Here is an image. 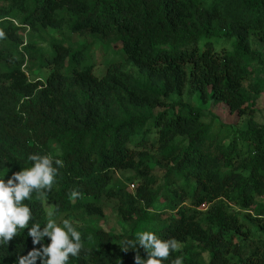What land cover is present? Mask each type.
Listing matches in <instances>:
<instances>
[{
	"label": "trees",
	"instance_id": "1",
	"mask_svg": "<svg viewBox=\"0 0 264 264\" xmlns=\"http://www.w3.org/2000/svg\"><path fill=\"white\" fill-rule=\"evenodd\" d=\"M25 27L88 36L112 58L98 76L92 43L28 37L19 48ZM0 32V179L31 167L30 154L63 160L48 200L57 223L72 222L90 249L68 264H135L145 250L122 248L142 231L178 242L163 264H264V123L253 119L261 88L251 82V38L264 46V0H0ZM215 38L232 40L233 50L217 48ZM26 61L47 68L45 79L31 78ZM185 93L246 124L218 138ZM152 165L164 170L161 179ZM117 171L132 172L133 190ZM37 195L24 203L29 227L42 228ZM105 203L126 223L117 233L96 226ZM27 232L0 245V264L41 247Z\"/></svg>",
	"mask_w": 264,
	"mask_h": 264
},
{
	"label": "clouds",
	"instance_id": "2",
	"mask_svg": "<svg viewBox=\"0 0 264 264\" xmlns=\"http://www.w3.org/2000/svg\"><path fill=\"white\" fill-rule=\"evenodd\" d=\"M4 34L0 32V38ZM59 155V153H57ZM28 160L32 166L12 173L5 181L0 179V245H7L14 237L27 228V235L31 237L33 245L40 244L39 249L33 248L27 255L18 257V264H68L70 257H78L85 249L81 233L68 219L62 221V226L55 219L56 209L49 207L46 213L47 222L41 228L38 222L32 223L33 213L31 208L24 203L32 198L33 192L37 193V199L47 201L59 173V168L64 166L63 160L54 158L51 154H30ZM55 165V166H54ZM72 198H79L80 193L73 189ZM49 238V243L44 245L43 239ZM91 240V237H89ZM123 251L127 252L129 246L136 249L143 248L147 258L140 255L134 257L135 264H163L172 252L178 251L179 246L175 238L160 239L150 231L138 233L135 241H125ZM172 264H183L181 257L175 258Z\"/></svg>",
	"mask_w": 264,
	"mask_h": 264
},
{
	"label": "rangeland",
	"instance_id": "3",
	"mask_svg": "<svg viewBox=\"0 0 264 264\" xmlns=\"http://www.w3.org/2000/svg\"><path fill=\"white\" fill-rule=\"evenodd\" d=\"M63 34V35H62ZM17 35L20 39H22L23 43L19 45V48L25 44L28 40V37L35 38L36 40L41 41H50L53 38H61L64 37L66 42H75V43H92L91 51L89 52L91 59L94 62L93 73L95 75H101L104 71V68L107 62L112 58L113 52L104 51L101 48L98 40L92 41L91 38L85 35H79L77 33H67L66 30L63 32L53 30L51 28H47L45 33L43 32L41 36H38L37 33H32L27 27L20 28L17 30ZM214 44L217 48L224 47L226 50H233V41L225 40V39H213ZM45 42H42V44ZM252 49L257 53V57L251 61V67L254 70V74L252 76L251 82L258 81L261 91L259 94L254 95L255 108L256 111L253 115V119L257 123H264V46L260 44L256 39L251 38ZM117 59L123 70L128 71L133 74L135 77L140 78L141 75L136 66L132 63H129L123 59V57L117 56ZM30 62L26 61V66H30L32 71H28L31 78H41L45 79L48 74L47 68H39L36 67V64L32 65ZM175 99V96L172 97ZM183 100H187L192 104L199 105L203 112L202 120L210 126V130L213 134H215L218 138L230 135V132L233 128H238L246 124L247 117H238L236 114H230L227 108L222 104H200L197 97L193 94L185 93L182 97ZM160 108H156L154 112L160 111ZM155 146H151V144L147 145L146 148L150 151V154H156L157 150ZM141 149V148H139ZM151 173L157 178L161 179L164 173V170L161 169L160 166L152 165ZM132 174L131 171H117L115 173V177L121 181L127 190H133L136 184H132L127 182L126 178ZM160 182V181H158ZM45 211L49 210V207H52V203L47 199L43 200ZM104 217L97 221L96 226L105 231H111L114 233L119 232L121 226H126V223L121 220L120 217L117 216L113 206L111 204L105 203L103 206ZM77 225H79V221H77Z\"/></svg>",
	"mask_w": 264,
	"mask_h": 264
},
{
	"label": "built area",
	"instance_id": "4",
	"mask_svg": "<svg viewBox=\"0 0 264 264\" xmlns=\"http://www.w3.org/2000/svg\"><path fill=\"white\" fill-rule=\"evenodd\" d=\"M263 223H264V219H263Z\"/></svg>",
	"mask_w": 264,
	"mask_h": 264
}]
</instances>
